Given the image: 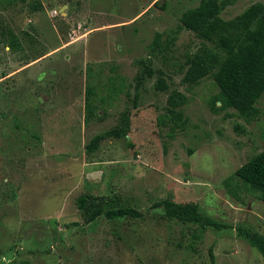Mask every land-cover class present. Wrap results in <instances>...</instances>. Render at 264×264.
I'll return each instance as SVG.
<instances>
[{"label":"rangeland","instance_id":"rangeland-1","mask_svg":"<svg viewBox=\"0 0 264 264\" xmlns=\"http://www.w3.org/2000/svg\"><path fill=\"white\" fill-rule=\"evenodd\" d=\"M199 1L40 0L42 10L32 12L0 0V26L25 47L15 53L0 39V264H264L237 231L264 236V202L238 179L228 180L233 194L224 185L264 149V95L258 118L247 123L232 109L210 112L218 91L212 80L181 83L185 55L200 41L179 17ZM254 2L264 4L236 0L220 16L232 19ZM156 33L175 39L152 54ZM44 53L56 54L24 66ZM140 61L156 74L141 84L134 105ZM51 71L72 79V90ZM157 72L167 92L155 91ZM87 82L97 85L101 119L85 122ZM112 87L121 90L107 98ZM171 90L187 97L180 109L188 122L175 132L166 113ZM124 111L128 138L104 140L88 154L90 140L118 125ZM84 193L111 197L143 217L85 224L76 205ZM163 199L196 203L228 228L168 220L151 209Z\"/></svg>","mask_w":264,"mask_h":264},{"label":"trees","instance_id":"trees-1","mask_svg":"<svg viewBox=\"0 0 264 264\" xmlns=\"http://www.w3.org/2000/svg\"><path fill=\"white\" fill-rule=\"evenodd\" d=\"M5 1L9 5L25 4L32 12L42 10L40 0ZM166 1L162 0V3ZM159 2H154L153 6H159ZM235 2L236 0H200L197 6L182 12L179 17L180 27L191 32L200 44L194 52L185 55L180 69L183 75L181 83L193 87L204 79L212 80L218 91L207 102L210 112L218 114L232 109L241 119L249 123L258 118L260 110L257 104L264 95V4L254 2L232 19H222L221 12ZM0 39L4 41V46L12 52L18 53L25 50L23 40L11 28L0 26ZM174 39V37H169L164 42L162 34L156 33L150 53L162 52L164 46L173 44ZM26 43L30 47L34 44L30 40ZM45 54L33 56L24 66L42 58ZM140 64L144 65V68L135 79V93L132 99L134 105L141 84L146 78H151L156 74L150 69V64L146 65L141 61ZM87 76L91 77L89 74ZM156 78L155 91L167 92L168 84L164 75L157 72ZM119 89L109 88L107 98L118 94L121 90ZM84 96L85 122L94 117L101 119L99 113H96L99 108L96 105L97 85L87 82ZM99 101L102 103L104 100ZM186 103L187 97L182 92L178 90L168 92L166 113L172 124L170 128L172 132L184 130L188 122L180 109ZM129 131V119L124 111L120 116L119 124L95 135L85 146V151L88 154L94 153L102 141L110 138L127 139ZM232 178L238 179L248 192L258 194V198L264 202V149L255 153L237 168L232 177L225 179L224 185L229 194H233L228 182ZM119 202L111 197L91 193H84L76 199L77 209L85 224L95 223L100 218L118 221L138 220L143 217V212L139 209L117 204ZM151 209H161L168 220L185 225L195 224L203 229L215 231L228 228L227 225L206 215L196 203L181 204L171 199H163L153 203ZM237 231L239 237L258 251L264 263V236L243 227L237 228Z\"/></svg>","mask_w":264,"mask_h":264},{"label":"crops","instance_id":"crops-1","mask_svg":"<svg viewBox=\"0 0 264 264\" xmlns=\"http://www.w3.org/2000/svg\"><path fill=\"white\" fill-rule=\"evenodd\" d=\"M55 52H59V51H55ZM56 53H49V55H47V56H43L42 58H40V59H38V60H36V61H34V62H31L30 64H28L26 67H33V66H36V65H39L41 62H43L46 58H49V59H51L52 57L51 56H53V55H55ZM30 69V68H29ZM52 72V71H51ZM58 75V76H57ZM52 76H54L56 79H59V82H64L65 83V85H64V89H67V91H68V87H70V89L72 90V87L75 85V83L73 82V80L71 79V80H67V81H65V80H62V72L61 71H59V73H57L56 71H54V72H52ZM6 76H3L2 77V79L3 78H5ZM61 80V81H60Z\"/></svg>","mask_w":264,"mask_h":264},{"label":"water","instance_id":"water-1","mask_svg":"<svg viewBox=\"0 0 264 264\" xmlns=\"http://www.w3.org/2000/svg\"><path fill=\"white\" fill-rule=\"evenodd\" d=\"M219 104V103H218Z\"/></svg>","mask_w":264,"mask_h":264}]
</instances>
